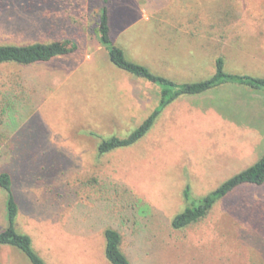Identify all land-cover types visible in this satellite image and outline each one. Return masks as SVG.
Returning <instances> with one entry per match:
<instances>
[{
    "label": "rangeland",
    "instance_id": "rangeland-1",
    "mask_svg": "<svg viewBox=\"0 0 264 264\" xmlns=\"http://www.w3.org/2000/svg\"><path fill=\"white\" fill-rule=\"evenodd\" d=\"M103 1L0 0V44L76 45L49 63L0 64V172L13 174L18 231L46 264H110L107 229L121 234L131 264H264V189L171 227L187 207V185L202 198L264 155V93L226 86L182 97L139 143L100 155L102 138L127 137L161 94L110 61ZM108 8L115 45L158 75L204 81L222 57L229 73L264 77V0H111ZM37 112L46 131L27 124ZM138 202L152 208L148 217ZM6 203L0 188V231ZM0 264L32 263L0 245Z\"/></svg>",
    "mask_w": 264,
    "mask_h": 264
},
{
    "label": "trees",
    "instance_id": "trees-1",
    "mask_svg": "<svg viewBox=\"0 0 264 264\" xmlns=\"http://www.w3.org/2000/svg\"><path fill=\"white\" fill-rule=\"evenodd\" d=\"M110 1H103L104 7L101 10L99 26L100 40L109 53L110 61L118 69L159 86L161 94L159 104L150 116L127 137L102 138L98 148L100 155L130 148L139 143L152 130L162 113L182 97L200 96L226 86L244 87L264 93V77L257 78L250 75L229 73L226 71V62L222 57L217 59L215 73L209 79L192 83H178L154 73L148 66L130 60L125 50L114 43L108 8ZM75 50L76 45H71L69 41H56L49 44L39 42L28 45L0 44V64L14 63L31 66L49 63L59 57L70 55ZM34 120V122L29 121L27 124L35 123L44 129V123L38 112L35 114ZM11 121L15 129L19 128L20 123L17 119L12 118ZM44 130L46 131V129ZM0 188L7 193L8 221L7 227L0 231V245L21 250L32 264H46L44 259L34 250L32 238L27 234L20 233L17 229L20 206L15 195L11 171L0 172ZM256 189H264V155L254 165L228 179L216 190L202 198L194 197L191 186L187 185L184 191L187 207L173 218L171 227L174 230H184L207 218L218 203L227 200L238 192H249ZM140 204L142 203H136V206L139 207V214L148 217L152 208L148 204H143L144 206L140 208ZM105 239V254L110 264H131L121 249L122 236L117 230L107 229Z\"/></svg>",
    "mask_w": 264,
    "mask_h": 264
},
{
    "label": "crops",
    "instance_id": "crops-1",
    "mask_svg": "<svg viewBox=\"0 0 264 264\" xmlns=\"http://www.w3.org/2000/svg\"><path fill=\"white\" fill-rule=\"evenodd\" d=\"M19 217V216H18ZM18 220V219H17Z\"/></svg>",
    "mask_w": 264,
    "mask_h": 264
}]
</instances>
